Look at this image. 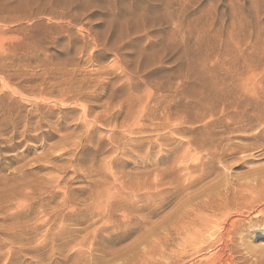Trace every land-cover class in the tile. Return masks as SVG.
Segmentation results:
<instances>
[{
  "label": "rangeland",
  "instance_id": "rangeland-1",
  "mask_svg": "<svg viewBox=\"0 0 264 264\" xmlns=\"http://www.w3.org/2000/svg\"><path fill=\"white\" fill-rule=\"evenodd\" d=\"M238 104L264 123V0H0V264H264Z\"/></svg>",
  "mask_w": 264,
  "mask_h": 264
},
{
  "label": "bare ground",
  "instance_id": "bare-ground-1",
  "mask_svg": "<svg viewBox=\"0 0 264 264\" xmlns=\"http://www.w3.org/2000/svg\"><path fill=\"white\" fill-rule=\"evenodd\" d=\"M152 28V27H151ZM143 51V50H142ZM148 61V60H147ZM117 62V61H116ZM249 84V83H248ZM257 85V84H256ZM256 93H259V92H256ZM151 95V94H150ZM257 99V98H256ZM230 106H232V104L230 105ZM235 106V105H234ZM238 108H240V106H239V104H238V107H236V109H235V111L232 113V114H230L231 115V119H228V121L225 123L226 124V127L227 126H230V125H236L235 126V129L237 130V131H247V130H249V129H252L254 126H256V127H258V132L256 133V134H253V135H251V136H241V138H247V139H250V138H256V137H261V132H263L264 131V123L262 122L261 123V119H262V117L260 116V122H259V120H257L258 121V123H251V121H249L248 122V120L245 118V119H243L242 118V120L239 118V115H238V113H240V112H242V111H240ZM264 110V109H263ZM240 111V112H239ZM260 111V110H259ZM262 111V110H261ZM244 112V111H243ZM264 112V111H263ZM262 112V113H263ZM251 113V112H250ZM229 115V116H230ZM238 115V116H237ZM236 117H238V118H236ZM259 117V116H258ZM264 117V116H263ZM233 118V119H232ZM246 121L247 120V122H242V121ZM241 122V123H240ZM240 123V124H239ZM224 124V125H225ZM232 127V126H231ZM227 128H229V127H227ZM230 131V130H229ZM224 132H225V130H224ZM208 133V132H207ZM209 137H210V135H209ZM262 137H264V136H262ZM261 137V138H262ZM209 141V140H208ZM216 141H217V139H214L212 136L210 137V145L211 146H217V144H218V142L216 143ZM209 146V145H208ZM218 148V147H217ZM203 152V151H202ZM256 187V186H255ZM248 205V204H247ZM261 207V206H260ZM259 210V209H258ZM257 210V211H258ZM263 210H264V208H263ZM242 213V212H241ZM263 213H264V211H263ZM262 215V214H261ZM240 218V217H239ZM245 219V218H244ZM234 220V219H233ZM264 220V219H263ZM238 221V220H237ZM233 222V221H232ZM236 222V221H235ZM232 225V224H231ZM233 226V225H232ZM210 228V227H209ZM212 228H213V226H212ZM232 228V227H231ZM230 228V229H231ZM229 229V230H230ZM204 233V232H203ZM214 233V232H213ZM213 235V234H212ZM197 242V241H196ZM213 244V243H212ZM214 244H216L215 242H214ZM201 250H202V247H201ZM206 250V249H205ZM196 251H199V250H196ZM198 253V252H197ZM204 252H202V254H203ZM215 254V252H209V253H206V254H203V255H201V259L203 260V258L204 259H208L209 257L211 258V256H213ZM191 257V256H190ZM200 257V256H199ZM196 258V257H195ZM198 258V257H197ZM213 258V257H212ZM200 259V258H199ZM200 259V260H201ZM199 260V261H200ZM210 260V259H209ZM208 260V262H210ZM212 260V259H211ZM198 261V262H199ZM213 261V260H212ZM197 262V261H196ZM204 264H206L204 261H202ZM189 263V262H188ZM192 263V262H191ZM201 263V262H200ZM212 263V262H211ZM181 264V263H180ZM183 264H184V262H183Z\"/></svg>",
  "mask_w": 264,
  "mask_h": 264
}]
</instances>
